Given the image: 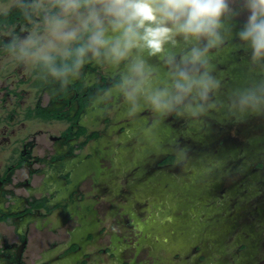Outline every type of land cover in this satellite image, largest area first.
I'll return each mask as SVG.
<instances>
[{
	"label": "rangeland",
	"instance_id": "rangeland-1",
	"mask_svg": "<svg viewBox=\"0 0 264 264\" xmlns=\"http://www.w3.org/2000/svg\"><path fill=\"white\" fill-rule=\"evenodd\" d=\"M15 1L0 0V13ZM55 2L34 0L35 17L28 25L17 27L18 31H28L26 37L17 36L16 43L21 48L0 53V85L4 86L0 87V95L4 93L6 98L0 101V141L3 135L10 141V145L0 142V162L15 139L38 125L30 121L23 126L21 113L8 117L19 99L8 98L6 89L13 83L18 88H28L19 79L28 76L39 57L63 54L65 48L75 43L65 45L52 36L48 21L54 16L67 19L69 27L78 25L77 16H64ZM229 3L236 14L225 19L230 31L224 32V46L212 53V74L222 82L218 96L225 101L234 88L262 78L260 71L250 64V51L237 37L248 15L243 0ZM13 29L12 26L0 30V45L4 38L10 41ZM51 40L56 47H44ZM87 55L106 73L126 74L124 64L115 66L103 56ZM145 59L163 71L158 57L145 55ZM33 100L34 92L28 90L24 105H33ZM96 109L100 114L90 116V121L104 129L99 140L90 144L98 150L94 164L86 170L91 178H96L95 190L100 189L99 182L105 181L104 192H111L106 194L108 199L101 201L107 210L104 220L111 228L99 235L96 245H108L110 235H115V242L110 245L120 260L117 262L115 254L102 252L101 262L264 264V116L250 115L237 120L227 108H222L209 111L199 123L186 116H168L156 123L147 110L129 119L128 105L118 86L96 103ZM104 117L109 122L104 123ZM47 128L54 134L61 124L48 123ZM167 155H173L174 161L161 165L159 162ZM53 174L51 171L47 177ZM123 209L140 215L145 227L128 226L127 215L120 214ZM103 214L102 210L101 221ZM137 227L145 232L142 240ZM127 243L128 249H123Z\"/></svg>",
	"mask_w": 264,
	"mask_h": 264
},
{
	"label": "flooded vegetation",
	"instance_id": "flooded-vegetation-1",
	"mask_svg": "<svg viewBox=\"0 0 264 264\" xmlns=\"http://www.w3.org/2000/svg\"><path fill=\"white\" fill-rule=\"evenodd\" d=\"M33 1L17 0L7 11L0 13L21 11L23 18L0 25V30L14 27L9 33L10 41L4 38L0 45L3 55L21 48L16 43L17 36L26 37L28 31H18L17 27L28 25L35 17ZM86 38L84 34V41ZM84 41H75L67 48L75 49ZM55 55L65 60L48 63L44 57H39L28 76L19 79L28 88H18L13 83L6 89L8 98L19 99L17 110L15 107L8 117L21 113L23 126L30 121L38 125L35 130L15 139L0 162V264H106L105 257L101 262L99 255L102 252L115 254L110 245L115 242L113 234L108 245H96L97 239L101 238L99 235L111 228L104 220L107 210L101 203L108 198H105V181L99 182L100 189L95 190L96 178H91L87 170L91 163L94 164L98 150L90 144L99 140L104 129L91 122L90 116H99L96 103L114 91L123 73L102 71L90 55L83 58L79 67L75 55L51 56ZM51 64L53 66L48 70ZM28 90L34 92L33 105L31 102L24 105ZM4 95H0V101H6ZM54 122L61 124V128L53 134L47 125ZM103 122H109V119L104 117ZM8 141L3 135L0 142L9 144ZM173 161L174 156L167 155L159 163ZM51 171L54 174L48 178ZM56 209H60L65 218L57 226H49L45 219ZM102 210L103 221L99 218ZM120 214L127 215L128 226L145 227L135 211L123 209ZM137 228L139 240H142L145 232L143 228ZM126 248L128 243L123 249ZM116 258L119 262L118 255Z\"/></svg>",
	"mask_w": 264,
	"mask_h": 264
},
{
	"label": "clouds",
	"instance_id": "clouds-1",
	"mask_svg": "<svg viewBox=\"0 0 264 264\" xmlns=\"http://www.w3.org/2000/svg\"><path fill=\"white\" fill-rule=\"evenodd\" d=\"M64 16L75 14L78 25L58 16L48 23L55 40L65 45V57L75 55L79 67L88 54L125 65L118 89L133 119L147 110L155 122L188 117L194 123L209 111L227 108L231 116H264V0H243L248 15L237 37L250 51V64L259 80L234 88L227 101L218 96L222 82L212 73L213 51L225 44V19L236 14L229 0H57ZM83 9V11H81ZM44 47L55 48L54 40ZM158 57L163 66L145 59ZM45 60L52 61L50 55ZM55 71V69H54ZM150 131V130H149Z\"/></svg>",
	"mask_w": 264,
	"mask_h": 264
},
{
	"label": "trees",
	"instance_id": "trees-1",
	"mask_svg": "<svg viewBox=\"0 0 264 264\" xmlns=\"http://www.w3.org/2000/svg\"><path fill=\"white\" fill-rule=\"evenodd\" d=\"M57 3V2H56ZM21 11L19 12H14V11H9L8 13H3L0 15V25L3 24V23H11V22H14L16 21V19H23L21 17ZM77 44V43H76ZM54 59L52 61H48L46 60L48 63H55L57 60H62L64 61L65 58L63 59L62 57L58 56V55H55V56H52ZM52 64L48 66V70H50L52 68ZM51 115V114H50Z\"/></svg>",
	"mask_w": 264,
	"mask_h": 264
},
{
	"label": "crops",
	"instance_id": "crops-1",
	"mask_svg": "<svg viewBox=\"0 0 264 264\" xmlns=\"http://www.w3.org/2000/svg\"><path fill=\"white\" fill-rule=\"evenodd\" d=\"M65 218V214H63L60 209H56L47 219V225L49 226H57L60 221H62Z\"/></svg>",
	"mask_w": 264,
	"mask_h": 264
}]
</instances>
